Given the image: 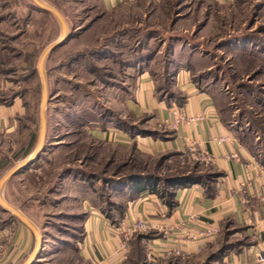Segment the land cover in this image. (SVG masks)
<instances>
[{"label": "rangeland", "instance_id": "obj_1", "mask_svg": "<svg viewBox=\"0 0 264 264\" xmlns=\"http://www.w3.org/2000/svg\"><path fill=\"white\" fill-rule=\"evenodd\" d=\"M144 70L168 97L186 72L215 95L227 127L264 161V0H134L114 10L100 0H0V105L19 106L0 129V182L40 149L0 187L9 206L0 202V229L23 224L37 235L22 264L44 240L43 257L32 264H88L77 245L85 237L83 209L125 203L111 188L122 178L209 174L210 165L192 153L150 155L94 136L121 117L131 125L123 101ZM140 256L131 253L124 264ZM205 260L174 256L164 264H210Z\"/></svg>", "mask_w": 264, "mask_h": 264}, {"label": "crops", "instance_id": "obj_2", "mask_svg": "<svg viewBox=\"0 0 264 264\" xmlns=\"http://www.w3.org/2000/svg\"><path fill=\"white\" fill-rule=\"evenodd\" d=\"M130 1L134 2L100 0V4L114 10ZM176 77V92L168 97L160 95L150 72L142 71L134 89L125 94L123 101L126 117L133 123L129 125L121 117L114 126L108 125L93 134L100 141L126 144L150 155L192 153L200 157L208 154L213 159L208 165L219 177L211 185L193 183L174 188L172 207L157 194L141 191L134 197L118 194L126 197V202L122 205L114 203L107 211L98 205L83 209V217L78 219L85 237L77 245L82 259L88 264H124L131 250L129 245L128 251L120 250L122 239L115 228L140 220L150 223V228L141 233L155 234L145 243L148 264H164L167 259L177 256L173 254L176 248L186 253L180 257L190 259L207 247H218L224 240L229 248L214 264H255L256 253L264 252V204L259 197L264 192V165L227 127L219 114L215 95L201 91L186 72H180ZM17 105L16 102L6 107L0 105V129L11 125L19 108ZM194 117H201L202 121L192 122ZM183 118L186 121L177 123ZM137 123L149 125V128L141 129ZM220 137L227 138L220 146L211 141ZM193 143L198 144L194 150L191 149ZM29 211L39 213L38 207L33 206ZM212 226L220 231L213 242L187 240V233H197ZM31 230L23 224L0 229V249L6 246L2 244L3 239L11 235L6 246L7 256L0 257V264L26 262L37 243ZM175 238L179 240L177 244ZM45 242H41L35 256L37 261L39 255L43 257ZM198 247L203 248L201 253Z\"/></svg>", "mask_w": 264, "mask_h": 264}, {"label": "trees", "instance_id": "obj_3", "mask_svg": "<svg viewBox=\"0 0 264 264\" xmlns=\"http://www.w3.org/2000/svg\"><path fill=\"white\" fill-rule=\"evenodd\" d=\"M255 158L264 165V161L259 160L255 153ZM209 174L206 175V177L203 179L202 177H198V179H189L188 176H174L172 178H166V179H157L152 174H132L127 178H122V180L117 181L115 184V187H111L114 194H127L129 197H134L139 195L141 191H147L149 193L157 194L160 198L166 201V203L172 207L174 205L173 195L172 191L174 188H177L178 186H187L188 184L198 183V184H213L214 180L219 177L217 172L214 171L212 166H208ZM196 172H193L192 176L195 178ZM160 181L163 182L164 185H160ZM188 180V181H187ZM155 236L154 233H149L148 235L145 233L136 234L132 240L129 242L131 253L135 256H137L138 253H141L140 257H137L138 263L141 262L142 258L146 259V239H151ZM229 245L227 244V241H223L218 247H207L205 251H203L200 255H203L206 257V262L210 264H214L215 261H217L224 253L228 250ZM140 252L138 251L139 249ZM215 250V251H214ZM131 255V254H130ZM130 258V257H129ZM131 259V258H130ZM129 259V260H130ZM137 263V264H138Z\"/></svg>", "mask_w": 264, "mask_h": 264}, {"label": "built area", "instance_id": "obj_4", "mask_svg": "<svg viewBox=\"0 0 264 264\" xmlns=\"http://www.w3.org/2000/svg\"><path fill=\"white\" fill-rule=\"evenodd\" d=\"M186 121L185 118L178 120L177 123ZM192 122H200L202 121L201 117H194L191 119ZM168 123V122H167ZM214 144L220 146V144L227 141L226 137H220V138H213L211 140ZM198 147L197 143H193L191 146V149L194 150ZM198 160L202 162H206L207 164L212 163L213 159L210 157V155L206 154L204 156H200L197 158ZM261 203L264 204V192L259 196ZM150 228V223L147 220H140L133 222L130 225L125 224H119L115 231L116 233L121 237L122 241L120 244V250L123 252L128 251V245L132 237H134L136 234H140V232H144ZM220 234L219 228L216 226H212L210 228H206L203 231H198L197 233H187V240L192 241H203L205 244L213 242L218 235ZM175 244L179 242L177 238L174 239ZM164 252H166L167 249L164 248ZM203 251L202 247H198V252L201 253ZM173 254H176L177 256H186L185 251H183L180 248H176L173 252ZM255 264H264V252H258L255 256Z\"/></svg>", "mask_w": 264, "mask_h": 264}, {"label": "water", "instance_id": "obj_5", "mask_svg": "<svg viewBox=\"0 0 264 264\" xmlns=\"http://www.w3.org/2000/svg\"><path fill=\"white\" fill-rule=\"evenodd\" d=\"M34 1H36V0H34ZM62 37H63V36H62ZM62 37L60 38L59 41H57L55 44H53V46H51V47L48 49L49 52L53 51V49H55L56 47H58L59 45H61V44L65 41V39H63ZM43 58H44V57H43ZM42 61H43V59H42ZM40 66H41V65H40ZM44 102H45V96H44V98H43V103H44ZM42 121H43V114H42ZM44 126H45V123H44V121H43V127H42L41 138L43 137ZM42 140H43V138H42ZM42 140H41V141H42ZM39 153H40V149H38V150L35 152V154H33V155L30 156L26 161H24L23 164H21V165L15 167V168L11 171V173L8 174V176L5 177V178L0 182V187H2V185H4V183L7 182L9 178H11L12 176H14V175L20 173L22 170H24L25 167H27L28 165L32 164V163L38 158V156L40 155ZM0 189H1V188H0ZM8 209H9V208H8ZM10 209H12V208H10ZM23 221H24V220H23ZM24 222L27 223L26 220H25ZM35 235H36V233H35ZM36 236H37V235H36ZM34 260H35V255L30 259V261L27 262V264H32Z\"/></svg>", "mask_w": 264, "mask_h": 264}, {"label": "bare ground", "instance_id": "obj_6", "mask_svg": "<svg viewBox=\"0 0 264 264\" xmlns=\"http://www.w3.org/2000/svg\"><path fill=\"white\" fill-rule=\"evenodd\" d=\"M41 4V3H40ZM66 32V31H65ZM0 202L2 203V205H5L6 207H8L9 208V206L8 205H6L1 199H0ZM12 210H14V209H12ZM22 217V216H21Z\"/></svg>", "mask_w": 264, "mask_h": 264}]
</instances>
